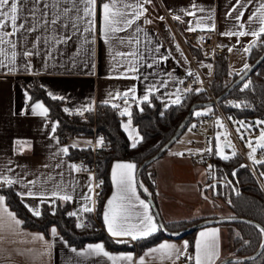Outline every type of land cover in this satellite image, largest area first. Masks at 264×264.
<instances>
[{
	"label": "crops",
	"instance_id": "crops-1",
	"mask_svg": "<svg viewBox=\"0 0 264 264\" xmlns=\"http://www.w3.org/2000/svg\"><path fill=\"white\" fill-rule=\"evenodd\" d=\"M105 2L108 0L102 2L97 0L96 30L92 34L94 43L84 45L83 37L79 34L73 35V38L66 44L51 42L49 37L53 36L54 32L51 27H44L43 21H41V26H38L33 32H21L15 37H6L17 44L16 49L5 46L8 58H10L13 50L17 52L16 70L9 72L8 67H0V176H8L19 181L12 185L3 184L0 181V189L10 187L32 215L33 213L29 208L38 209L40 212L42 206L47 205L49 210L53 212L57 202H60L61 205H67L68 215L73 212L77 213L76 216L69 215L73 218L76 226L78 223L82 224V218L87 213L81 209L84 206L91 207V201L84 199L86 195H92V192L89 193V184L92 185V179H89L91 176L75 171L70 167L73 160L69 156V149L77 144L73 142L61 143L56 134L57 122L50 121L48 115L43 117L32 112L31 104L33 103L39 102L45 107L47 106L42 100L28 99L31 97L30 91L40 88L48 97L52 99H54L53 96L58 97L56 100L62 102V111L65 114L82 115L92 112L100 105L112 108H114L113 104L119 105V108L114 109L119 116L120 127L131 147L132 140L129 138V133L133 129L135 132L132 135L140 141L142 138L131 117L120 115L123 108L128 107L130 112L132 108L140 110L142 104L145 103L142 100L145 94L149 95L148 101L154 97L163 108L174 105L175 103L172 101L177 99V94L180 97V102L185 97L187 91L183 89L182 84L188 74L184 62L189 58L181 48L177 34L186 36L190 32H215L218 45L225 51L224 59L227 64L228 77L241 73L242 66L245 63L248 64V55L253 47L249 52L244 51L245 47L253 41H256L255 45L261 43L260 38L256 40L251 35L243 37L223 35V33L230 31L247 32L249 30L247 25L244 29H240L238 25L240 22L246 23L248 21V17L259 6L261 0H252L246 8L241 9L244 11V16L239 22L235 19L236 13H233L232 16L228 15L232 6L236 4V0H151L150 3L144 4L146 12L132 28L116 34L128 39L138 36L140 43L136 44L133 39L131 45H119L117 42L111 46L105 42L100 31L102 25L100 6ZM25 5L31 7L29 0H25ZM120 7L122 5L117 0V8ZM209 10L211 12L210 20L207 19ZM189 12H194L195 15L187 14ZM176 16L179 19H174ZM198 19L205 21V23L197 27L196 21ZM145 20H150L151 23H145ZM31 22L35 23L34 21ZM213 25L214 30H210ZM137 26L142 29L139 33L135 32ZM190 26L196 30L189 31ZM252 27L258 30V25H252ZM6 31H11V28L6 29ZM64 31L61 28L55 34L63 35ZM89 47L91 48L90 53L81 50ZM110 47L112 50L124 52L138 48L143 53L146 59L141 62L139 73H129L130 76L138 75L139 78H122L113 72L114 65ZM157 48H159V52L155 51ZM229 48L232 51H229ZM25 50H30L35 54L25 58L22 55ZM163 57L167 58L163 59ZM236 57L240 58L237 60L238 62L234 59ZM0 59H4L7 63V58L4 56H0ZM117 59L120 58L117 57ZM232 60L235 62L232 65L233 71L229 69V63ZM26 63L31 65L30 70L25 69ZM189 63L191 64L190 60ZM148 64H152V67H147ZM235 67H239L240 71L236 72ZM123 71L124 69L121 68L120 72ZM161 82H166V85H162ZM150 85H155V89L151 92L148 91ZM131 87L136 88L135 100L129 96L127 104L124 103L123 97L105 103L106 100H109V93H123ZM89 107L91 110L84 111ZM129 119L131 125L126 131L123 124L127 123ZM53 124L56 125L55 132L52 131ZM191 137L189 127L188 135L184 139L180 136L160 158L149 165V170L154 174L153 202L163 224L232 216L231 210L226 201L221 198L217 186L209 187L208 185L210 165H196L180 157V155H174V153H180L189 147ZM18 141L26 142L23 151H18ZM229 145L233 146V144ZM64 147L68 148L66 155L60 151ZM261 150L264 152V148ZM116 163L132 162L114 161L111 163L106 183L104 182L106 194L98 210L97 228L115 243L127 245L128 249L112 250L101 241L87 242L82 247H74L60 236L57 229V236H52L51 229L54 226L50 227L48 233L45 234L24 229L20 224L15 231L5 229L0 232V264H113L103 255H77L71 250L75 248L77 252H83L87 245L95 243H102L105 250L112 256L131 255L134 261L145 256L146 252L163 242L172 243L182 248L187 242L184 238H162L151 246L138 249L136 243L141 239L133 241L130 237L114 238L108 233L103 214L107 201L116 190L112 182V168ZM255 167L259 168L256 171L257 180L264 190V183L258 175L260 171L264 172V164ZM9 168L12 170L8 171ZM28 181H36L37 183L32 185ZM134 181L136 195L149 205V214L153 216L158 225V230L150 235L154 236L160 227L148 201V197L151 198V191L137 176L136 166ZM29 189L35 193H43V202L39 196L26 195ZM53 192L61 195L68 194L72 199L70 201L61 200L58 197H53L51 195ZM0 196L4 197L1 191ZM131 203L134 205L130 209L133 213L143 211L135 198L132 199ZM4 207L16 216L15 212L6 204L5 197ZM16 218L18 219L17 216ZM229 227L206 225L199 228L194 234L193 254L199 233L206 229L215 228L219 230L220 252L216 264L222 258L228 257L231 250L228 246L227 254H224L222 244L226 233L232 231ZM41 236L43 240L36 239V237ZM118 240L126 242H118ZM228 242L230 244V238ZM186 255H188V249ZM170 262L173 264V261L170 260L161 261L153 257H145V264H170ZM189 262L185 256H181L174 261V264H189ZM118 264H124V262H118Z\"/></svg>",
	"mask_w": 264,
	"mask_h": 264
},
{
	"label": "trees",
	"instance_id": "trees-1",
	"mask_svg": "<svg viewBox=\"0 0 264 264\" xmlns=\"http://www.w3.org/2000/svg\"><path fill=\"white\" fill-rule=\"evenodd\" d=\"M181 37L185 41L190 54L196 61H209L208 57H203V53L186 39V36ZM260 40L264 41V35L260 37ZM263 51V45L259 43L255 45L248 55V65L250 66L253 64L259 56H261ZM215 75L219 84L210 82L209 87L213 96L217 98L221 96L231 84H225V80L228 78L225 59L216 63ZM239 75L240 74L233 76L231 82ZM249 77L253 83L252 94L240 93L238 87H236L223 100L232 97H244L250 101L258 102L254 112L234 111L228 113L240 119H264V60ZM196 89L203 88L193 87L192 91L186 92L185 97L180 103L169 105L165 108H163L160 102L154 97H152L150 101L143 103L140 110L132 108L130 117L142 138L135 148L130 147L128 139L120 127L119 116L116 110L105 105H100L96 108V125L100 131L105 133L107 144L110 147V151L104 152L99 160V174L105 183L112 162L129 161L135 164L137 170L142 162L153 157L160 148L171 139L193 104L207 103L210 101L204 89L200 92H197ZM30 96L31 100H42L46 104L48 108V119L58 124L57 135L66 134L69 137L87 141L93 124L92 112L82 115L65 114L62 111V102L48 97L40 88L30 91ZM212 109H214V107ZM194 112L182 134L200 117L196 116ZM69 156L72 160L88 158L89 152L85 146L77 144L75 147L69 149ZM210 166L208 172L209 187L213 185L217 186L221 198L226 201L233 217L247 220V222L223 223L218 225L234 228L231 233L232 237L230 238L232 248L230 257H224L221 260L225 258H248L256 253L264 240V234H262L260 230L264 228V192L256 177L246 165L240 152H236L234 156L228 159L221 160L215 158ZM253 167L255 172L258 171V167L254 165ZM140 178L150 189V197L154 200V174L149 170V166L141 170ZM0 191L4 195L8 207L15 212L18 219L22 222L21 226L24 229L47 234L48 229L54 226L58 230L60 236L69 245L74 247H82L87 242L101 241L112 250L128 249L127 245L115 243L102 231L98 230L97 225L91 220L87 226L77 227L73 218L67 214V205H61L60 202H57L53 212L49 210L47 205H43L40 215L34 216L23 206L19 196L10 187L1 188ZM105 194L106 190L104 189L100 200V206ZM200 221L203 220L164 223V227L169 232H179ZM196 231L197 230H194L183 237L189 245L188 255H193V240ZM162 238L169 237L159 230L154 236L138 240L136 247L141 249L151 246ZM189 264H193V261H190ZM226 264H264V247L253 259L229 262Z\"/></svg>",
	"mask_w": 264,
	"mask_h": 264
},
{
	"label": "snow or ice",
	"instance_id": "snow-or-ice-1",
	"mask_svg": "<svg viewBox=\"0 0 264 264\" xmlns=\"http://www.w3.org/2000/svg\"><path fill=\"white\" fill-rule=\"evenodd\" d=\"M151 0H119V3L122 7L117 8V0H108V2L103 3L101 7V17L102 25L100 28L103 39L110 46L116 44L119 45H131L133 39L136 44H139L138 36L128 39L125 37L117 36V33L125 32L128 29L132 28L136 21L140 19L146 12L144 4L150 3ZM252 0H236V4L232 6L231 11L228 15L232 16L233 13H236L235 19L239 22L244 16V11L241 9L246 8L247 4L251 3ZM31 7L25 5V0H0V56L7 58V63L4 59H0V67H8L9 72L15 71L17 52L13 50L11 52L10 58H8L7 49L5 46L12 49H16L17 44L11 39L6 37H15L19 33H30L36 30L38 26H41V21H43L44 27H51L54 32V35L49 37L51 42L57 44H66L72 38L73 35L79 34L83 37V44L90 45L94 43V36L92 35L96 30V9H97V0H29ZM70 5V6H69ZM27 13V15H25ZM189 15H195L194 12L187 13ZM161 19H163L161 17ZM174 19H179L178 16ZM207 19H211V12L209 10V16ZM18 21H21L18 23ZM34 21L35 23H32ZM145 23H151L150 20H145ZM205 23L203 20H197L196 24L199 27L201 24ZM248 27V31H230L223 33L227 36H237L243 37L245 35H251L259 40L261 35H264V0H261L259 6L255 11L248 17V21L240 22L238 27L244 29ZM252 25H258V30L254 29ZM11 28V31H6V29ZM63 28V35H56L55 33L59 29ZM189 31L196 30L191 26L188 29ZM214 30V25L212 29ZM142 31L138 26L135 28V32L139 33ZM203 39V37H201ZM256 41H253L249 46L245 47L244 51L249 52L252 47L255 46ZM82 51L91 52V48L81 49ZM155 51L159 52V48ZM229 51H232L229 48ZM35 53L30 50L23 51V57L27 58ZM79 55V53H77ZM110 54L113 58V72L117 74L118 77L122 78H139L138 75L130 76L129 73H139L141 62L146 58L143 53L139 51L138 48H134L130 52L112 50L110 47ZM117 57L120 59L118 60ZM167 57H163L166 59ZM147 67H152V64H148ZM123 68L124 71L120 72V69ZM25 69L30 70L31 65L25 64ZM249 69V65L245 63L241 69V73ZM238 73V74H241ZM192 75V73H189ZM171 76V73H169ZM162 85H166V82H161ZM182 83V82H181ZM248 84H244V89L248 88ZM155 89V85H150L148 91L151 92ZM203 89H196L197 92L202 91ZM243 90V89H242ZM185 91H192L191 88L185 89ZM136 88L131 87L123 93L117 92L115 94L109 93V100H106L105 103H109L113 99H119L123 97L124 103H128V98L131 96L132 99H136L135 96ZM179 92V90H178ZM54 99L58 97L53 96ZM31 99V97H28ZM62 99V98H61ZM143 101L149 100V95L145 94L142 97ZM175 104L180 102V97L177 94V99L172 101ZM114 108H119L117 104L112 105ZM235 107H240V105H234ZM31 109L34 114L46 117L48 115V108L44 104L36 102L31 104ZM91 110L90 107L84 109V111ZM67 111V109H65ZM82 114V113H81ZM196 116H201L207 114L206 112H195ZM121 116H131V112L128 107L123 108L120 111ZM231 119V117H229ZM242 126L244 122H239ZM216 124L220 127H223L220 120L217 119ZM256 124H264V121H256ZM131 125V120L125 124L123 127L126 131L129 130ZM195 127V125H193ZM248 127H251L249 125ZM191 130V129H190ZM52 131H56V125H52ZM239 132V129H237ZM135 132L133 129L129 133V138L132 140L131 147H137L140 142L132 133ZM219 138V137H218ZM243 139V136H241ZM251 141H249L248 146L251 147ZM26 142L21 143L17 142L18 151H23ZM103 144V138H100L96 141V146L100 147ZM257 145L261 148H264V131H261L260 137L257 140ZM75 146V145H73ZM65 155L68 153V148L64 147L60 149ZM207 151L211 152L212 149L209 148ZM256 149L252 148V151L249 153V158L253 160L254 163H264V160L256 161L254 159L253 153ZM216 154L220 155L222 159H228L229 157L223 155V150L220 144L216 145ZM174 155H182V153H174ZM233 155L235 153L233 152ZM59 166V165H57ZM75 171H80V167L72 164L70 165ZM211 167V166H209ZM134 169L135 165L132 163H116L112 168V182L115 187L112 197L107 201L105 206V211L103 214L104 224L108 233L114 238H127L130 237L131 240L147 238L158 230V225L154 221L152 215L149 214V205L145 203L144 200H140L136 195V187L134 181ZM12 169H8L11 171ZM86 170V169H85ZM91 180L92 177H89ZM0 181L6 185H12L18 183V180H13L8 176H0ZM29 184L35 185L36 181H28ZM99 185H96L98 187ZM142 187V185H141ZM93 191V186L89 184V193ZM147 191V189H145ZM24 195V194H22ZM28 196H39L41 202H43V193H35L31 189L26 193ZM53 197H58L64 201H70L72 197L68 194H59L53 192L51 194ZM135 198L139 202L140 207L143 209L142 212H132L130 209L134 207L131 201ZM86 201H91V195H86L84 197ZM54 203V201H53ZM33 215L39 216L40 212L38 209L29 208ZM92 207L84 206L81 211L91 212ZM71 216H76L77 213H69ZM22 222L16 218V216L9 212L6 207H4V197L0 196V232H3L5 229L10 231H15ZM81 223L77 224V227H82ZM261 233L264 234V228H261ZM219 230L212 228L206 229L199 233L198 238L195 242V252L193 255H186V250L189 245L187 242L181 247H177L175 244L163 242L157 247L150 249L145 253V256L140 257L137 261H134V258L131 255H121V256H112L106 250L102 243L89 244L83 250V252H77L75 248L71 249L72 252L77 255H103L107 257L113 264H118V262H124V264H145V257H153L161 261L178 260L181 256L189 261H193L194 264H216L217 259L219 258V241H218ZM51 234L53 237L57 236V230L55 227L51 229ZM36 239L43 240V237H36ZM118 242H126L124 240H118ZM264 246V245H262Z\"/></svg>",
	"mask_w": 264,
	"mask_h": 264
},
{
	"label": "built area",
	"instance_id": "built-area-1",
	"mask_svg": "<svg viewBox=\"0 0 264 264\" xmlns=\"http://www.w3.org/2000/svg\"><path fill=\"white\" fill-rule=\"evenodd\" d=\"M103 0H98V2H102ZM171 23V22H170ZM173 29L174 26L171 23ZM179 43L188 56L193 69L195 70L198 81H195L191 77H187L182 87L183 89L193 88L195 86H200L203 88L209 98L210 101H213L214 114L210 115H201L196 121H194L190 126L191 131V139L189 140V147L182 150L180 153V157L190 161L193 164L206 166L210 165L216 156L215 149V129H216V121L217 118H221L225 123L229 134L233 140V148L236 152H240L245 160L246 165L249 167L253 175L257 179L256 172L254 170L253 164L247 158L245 151L243 150L239 140L236 135L232 131L229 122L226 118V113L234 112V111H246V112H254L255 106L258 102H253L248 100L247 98H236L232 97L227 100H222L220 102L215 101V97L213 96L209 83L216 79L215 76V65L218 61L224 60L225 51L222 47H220L217 43V35L215 32L210 33H199V32H190L186 35V39L197 47L201 52L205 53L209 57V61L204 65H200L199 62H196L190 51L179 34H177ZM203 37V39H201ZM202 68V69H201ZM204 71H208L209 75L205 77L203 75ZM247 83L248 88L244 89V84ZM243 89V90H242ZM238 91L240 93H253V83L250 77L244 80L239 86ZM234 105H240V107H235ZM93 116V124L91 128L90 136L87 141H81L79 138H72L66 134L57 135V139L63 143H75L81 144L85 146L89 152L88 158H78L73 160V164L80 167V173L88 174L92 177V186L93 191L91 195V207L92 211L87 212L82 218V225L87 226L90 223V220L94 222L98 226V209L100 207V200L102 193L105 189L104 180L100 176V163L99 160L102 157L104 152H109L110 147L106 141V135L104 132L100 131L96 125V109L92 111ZM195 125V127H193ZM100 138H103V144L100 147L96 146V141ZM211 148L212 151L209 152L207 149ZM264 153V152H263ZM86 169V170H85ZM96 185H99L96 187ZM5 187V186H4ZM263 190V189H262ZM264 192V190H263ZM171 264V262H170Z\"/></svg>",
	"mask_w": 264,
	"mask_h": 264
},
{
	"label": "water",
	"instance_id": "water-1",
	"mask_svg": "<svg viewBox=\"0 0 264 264\" xmlns=\"http://www.w3.org/2000/svg\"><path fill=\"white\" fill-rule=\"evenodd\" d=\"M261 45L264 46V41H261L260 43ZM264 60V51L261 54V56H259V58L249 66V69L244 71L242 74H240L230 85L229 87L223 92V94L217 98H215L216 102H220L222 101L225 97H227L229 95V93L235 89L236 87H238L244 80H246L250 74L260 65V63ZM213 106V101H209L207 103H198V104H193L189 110L188 113L186 115V117L184 118V120L182 121L180 127L178 128V130L176 131V133L171 137V139L166 142L161 148L160 150L151 158H149L148 160L144 161L141 163V165L138 167L137 169V176L140 177V172L142 169H144L145 167L149 166L152 162H154L155 160H157L158 158H160L181 136L182 132L184 131V129L187 127L189 121H190V117L193 114V112L199 108H204V107H210ZM222 150H223V155H226L228 157H232L233 152L236 154V151L234 150V148L227 144L226 142L223 143L222 145ZM148 201L150 203V206L152 208V211L155 214L156 220L159 224L160 230L163 234H165L166 236H168L169 238H183L185 235L191 233L194 230H198L201 227H204L206 225H219V224H223V223H239V222H247V220L243 219V218H238V217H217V218H213V219H206L203 220L197 224H194L188 228H186L183 231H179V232H169L166 230V228L164 227V224L160 218V214L156 208L155 203L153 202V200L151 198L148 197ZM262 245H264V240ZM260 246V248L256 251L255 254H253L252 256L248 257V258H243V259H234V258H225L223 260H221L218 264H226L229 262H236V261H245V260H249V259H253L254 257H256L260 251L262 250V248L264 246Z\"/></svg>",
	"mask_w": 264,
	"mask_h": 264
},
{
	"label": "rangeland",
	"instance_id": "rangeland-1",
	"mask_svg": "<svg viewBox=\"0 0 264 264\" xmlns=\"http://www.w3.org/2000/svg\"><path fill=\"white\" fill-rule=\"evenodd\" d=\"M181 46V45H180ZM179 47V45H178ZM180 48V47H179ZM182 48V47H181ZM180 51V50H179ZM182 52V51H180ZM203 53V52H202ZM202 56L204 57H208L205 53L202 54ZM193 57V56H192ZM209 58V57H208ZM194 59V58H193ZM236 61L237 60H240L239 57H236L234 58ZM195 60V59H194ZM196 61V60H195ZM196 62H199V61H196ZM238 62V61H237ZM235 62L232 60L230 61L229 63V69L231 71H233L232 69V65L234 64ZM185 64V67L187 69V74L189 77H191L192 79H194L195 81H198V77H197V74L195 72V70L193 69L192 65L189 63V60H187L186 62H184ZM200 65H204L206 64L205 61H200L199 62ZM243 67V66H242ZM202 69V68H201ZM235 71H240V68L239 67H235ZM189 73H192V75H189ZM203 75L205 77H207L209 75V72L208 71H204L203 72ZM216 76V75H215ZM232 78L233 76H230L228 78H226L225 80V84L227 83H232ZM213 82L214 84H219L218 83V79L216 78L214 81H211ZM197 88H199L200 86H196ZM201 88V87H200ZM213 107H204V108H200L198 110H196L195 112L199 111V112H207L209 114H214V109H212ZM194 112V113H195ZM229 117H231V119H229ZM226 118L229 122V125L232 129V131L234 132V134L236 135L237 139L239 140L243 150L245 151L246 155L248 156L249 158V153L252 151V148H255L256 151L255 153H253V156H254V159L256 161H261V160H264V153L262 152L261 147H259L257 145V140L258 138L260 137V134H261V131H264V124H259L257 125L256 124V121H264V119H240V118H236L234 117L233 115L229 114V113H226ZM220 120L221 124L223 125V127H220L216 124V129H215V149H216V145L217 144H220L221 148H222V144L224 142H226L227 144H234L233 143V140L229 134V131L227 129V127L225 126V123L222 121L221 118H217ZM244 122V125L242 126L239 122ZM249 125H251V127H248ZM237 129H239V132L237 131ZM188 131H189V128H187L185 130V132L181 135V138L184 139L187 135H188ZM241 136H243V139H241ZM219 137V138H218ZM249 141H251V147L248 146V143ZM79 145V144H78ZM81 145V144H80ZM217 158L219 159H222L220 155H217ZM250 162L253 163L255 166H258L260 164H264V163H254L252 159H250ZM259 175V178L260 180L264 183V172L263 171H260L258 173ZM201 222V221H200ZM199 223V222H198ZM197 224V223H196ZM231 228V227H229ZM230 230H234V228H231ZM231 231V233H232ZM231 233H226V236L223 238V244H222V248L224 250V254H227V250H228V246L230 248V250L232 249L231 248V244H229V238L232 237V234ZM230 257V255L228 256Z\"/></svg>",
	"mask_w": 264,
	"mask_h": 264
}]
</instances>
